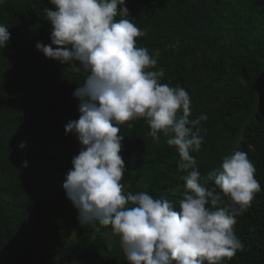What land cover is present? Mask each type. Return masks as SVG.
<instances>
[{
	"label": "trees",
	"instance_id": "obj_1",
	"mask_svg": "<svg viewBox=\"0 0 264 264\" xmlns=\"http://www.w3.org/2000/svg\"><path fill=\"white\" fill-rule=\"evenodd\" d=\"M45 7L54 6L0 0V24L10 32L0 49V264H128L119 237L110 227L82 226L62 187L82 147L65 125L79 118L73 93L87 74L37 50V42L51 43ZM126 7L145 33L137 46L164 70L161 82L189 93L191 118L208 117L205 142L190 153L202 186L214 187L208 174L235 151L253 163L261 191L233 226L243 251L223 264H264V0H126ZM129 123L120 126L124 194L146 192L178 209L187 175L178 153L162 134L154 142L145 120Z\"/></svg>",
	"mask_w": 264,
	"mask_h": 264
},
{
	"label": "clouds",
	"instance_id": "obj_2",
	"mask_svg": "<svg viewBox=\"0 0 264 264\" xmlns=\"http://www.w3.org/2000/svg\"><path fill=\"white\" fill-rule=\"evenodd\" d=\"M49 2L54 7L44 12L51 43L37 42V50L61 64L77 62L87 74L73 93L79 118L65 125L82 147L62 185L81 225L96 232L110 227L128 264H223L243 251L233 226L261 191L247 153L225 156L220 170L208 174L214 187L202 186L190 153L205 142L201 122L208 117L191 118L189 93L161 82L164 70L147 48L137 46L145 33L127 18L126 0ZM9 42V29L0 24V49ZM136 120L147 122L154 142L161 134L166 138L178 153V167L187 172L178 209L146 192L124 194L120 126Z\"/></svg>",
	"mask_w": 264,
	"mask_h": 264
}]
</instances>
